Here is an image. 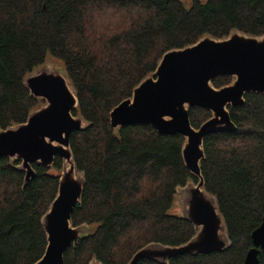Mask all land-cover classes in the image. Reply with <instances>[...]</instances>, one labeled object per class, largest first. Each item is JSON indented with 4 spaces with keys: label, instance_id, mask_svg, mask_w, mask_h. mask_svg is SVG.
Instances as JSON below:
<instances>
[{
    "label": "trees",
    "instance_id": "1",
    "mask_svg": "<svg viewBox=\"0 0 264 264\" xmlns=\"http://www.w3.org/2000/svg\"><path fill=\"white\" fill-rule=\"evenodd\" d=\"M235 30L264 35V0H0V129L26 122L38 107L25 78L48 57L65 66L79 99L74 114L88 122L71 135L77 170L85 176L72 218L74 226L94 230L66 251L65 264L94 258L129 264L150 243L179 246L196 234L189 219L171 211L177 187L198 182L183 158L184 137L143 124L116 130L110 112L167 51ZM232 80L219 76L213 85ZM245 99L229 106L237 130L208 135L201 161L230 246L177 255L168 264H243L254 246L252 234L264 217V95L250 92ZM211 117L205 108H190L196 128ZM21 163L0 159V264H35L48 245L42 219L57 196L63 159L52 167L34 163L37 174L27 185ZM259 259L264 264V250Z\"/></svg>",
    "mask_w": 264,
    "mask_h": 264
},
{
    "label": "water",
    "instance_id": "2",
    "mask_svg": "<svg viewBox=\"0 0 264 264\" xmlns=\"http://www.w3.org/2000/svg\"><path fill=\"white\" fill-rule=\"evenodd\" d=\"M60 66L50 68L43 63L27 74L25 85L46 104L34 108L26 122L0 129V159L22 160L18 168L26 173L24 185L37 174L33 163L52 167L57 157L63 159L57 196L42 219L48 245L35 264H65L66 251L94 230L87 223L73 224L72 215L82 200L85 176L77 170L71 135L85 129L88 122L83 115L74 114L79 107L77 91L65 66ZM219 76L233 80L217 88L213 80ZM250 92L264 95V35L235 30L223 39L207 35L195 44L167 51L157 69L134 88L133 95L111 110V125L116 130L143 124L163 135L181 134L185 139V164L198 178V182L191 180L177 187V193L181 188L186 195V208L177 215L189 219L196 234L179 246L150 243L138 250L129 264H138L141 259L168 264L177 255L210 254L230 246L217 198L206 190L201 161L205 158L204 141L208 135L237 130L229 106L243 105ZM194 106L212 113L198 128L190 120V108ZM252 237L254 246L243 264H260L264 217ZM89 264L103 263L94 258Z\"/></svg>",
    "mask_w": 264,
    "mask_h": 264
},
{
    "label": "rangeland",
    "instance_id": "3",
    "mask_svg": "<svg viewBox=\"0 0 264 264\" xmlns=\"http://www.w3.org/2000/svg\"><path fill=\"white\" fill-rule=\"evenodd\" d=\"M186 4H190L191 0H183ZM57 65H61L60 67L63 66V64L61 62H59L58 60L52 58V57H48V59L45 62V66H48L50 68L52 67H57ZM43 100V101H42ZM40 104L38 106H44L46 104V101L44 99H40ZM76 174H78V172L76 171ZM193 183V182H191ZM186 195L183 191V189H179L177 196H175L174 198V203H173V207H172V212L175 214H179L181 212V210L183 211L186 208Z\"/></svg>",
    "mask_w": 264,
    "mask_h": 264
},
{
    "label": "flooded vegetation",
    "instance_id": "4",
    "mask_svg": "<svg viewBox=\"0 0 264 264\" xmlns=\"http://www.w3.org/2000/svg\"><path fill=\"white\" fill-rule=\"evenodd\" d=\"M34 164V163H33Z\"/></svg>",
    "mask_w": 264,
    "mask_h": 264
}]
</instances>
